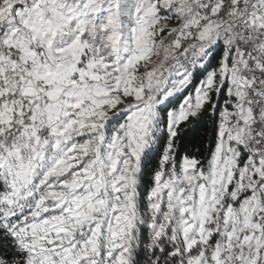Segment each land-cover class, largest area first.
I'll return each instance as SVG.
<instances>
[{
    "label": "snow or ice",
    "instance_id": "snow-or-ice-1",
    "mask_svg": "<svg viewBox=\"0 0 264 264\" xmlns=\"http://www.w3.org/2000/svg\"><path fill=\"white\" fill-rule=\"evenodd\" d=\"M0 264H264V0H0Z\"/></svg>",
    "mask_w": 264,
    "mask_h": 264
},
{
    "label": "trees",
    "instance_id": "trees-1",
    "mask_svg": "<svg viewBox=\"0 0 264 264\" xmlns=\"http://www.w3.org/2000/svg\"><path fill=\"white\" fill-rule=\"evenodd\" d=\"M189 139H191V137H189Z\"/></svg>",
    "mask_w": 264,
    "mask_h": 264
}]
</instances>
